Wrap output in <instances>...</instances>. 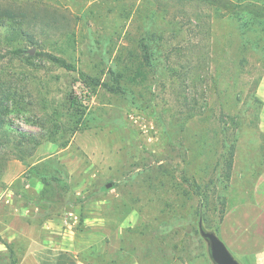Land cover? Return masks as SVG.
<instances>
[{
    "label": "rangeland",
    "instance_id": "374dc122",
    "mask_svg": "<svg viewBox=\"0 0 264 264\" xmlns=\"http://www.w3.org/2000/svg\"><path fill=\"white\" fill-rule=\"evenodd\" d=\"M158 2L0 0L27 32L10 42L0 26V264L10 250L17 264L37 250L47 264H216L200 228L216 234L264 169V41L239 43L264 28ZM159 36L150 66L140 44ZM190 42L203 45L165 59ZM117 74L123 93L101 85ZM14 129L42 140L24 160L3 138Z\"/></svg>",
    "mask_w": 264,
    "mask_h": 264
},
{
    "label": "trees",
    "instance_id": "16d2710c",
    "mask_svg": "<svg viewBox=\"0 0 264 264\" xmlns=\"http://www.w3.org/2000/svg\"><path fill=\"white\" fill-rule=\"evenodd\" d=\"M176 1H178L179 4H183V6L184 4H199L200 2H202L204 3V5H207L209 9H211V7H214L212 8V10H213V13L216 14V17L229 18L230 20L236 21L238 23V28L243 29V33L246 31V29L244 28L250 29V27H253L256 25L264 28V3L256 4L255 2H252V1H248V2L244 1L240 3L238 2L236 3L233 0H176ZM155 2L157 3L159 10H163L158 0H155ZM19 16L20 18H22L23 14L0 4V26L5 27L7 31L5 33V39L7 41L14 42L15 40H18L19 38H21L22 36L27 35V32L22 27L23 20L21 21L17 20ZM194 16H195V25L197 27H200V24H202V22L204 21V19L200 20V18L203 17V14L196 13ZM150 35L155 37V35L152 32H150ZM239 38L241 39V41L239 42L240 48H245L247 46L249 47V44L255 45L258 43H263L264 41L262 39L251 40L248 38H244L242 35ZM142 39L143 40L141 41L140 47H141V50L144 52V59L147 61L148 65L153 66L154 64H152V55L155 52H158V54H161V50H158L156 46L153 49L151 45H153V43L155 42L157 46H160L161 43L159 42L161 41L160 40L161 38L159 36L158 40H155L154 38H151L150 40L146 38H142ZM190 43L189 44L180 43L178 44L179 46H176L175 48L174 47L171 48V50H169L168 52L166 51L167 55L165 56V59L166 60L169 59L170 55L172 54L174 50L187 49L189 51H192L193 48L196 49L199 46L202 47L203 45L198 42L196 44H193V43L190 44ZM204 46L208 47L207 44L206 45L204 44ZM20 51H21L20 49H16L14 53H17ZM45 55L48 58V60L51 61L52 63L58 64L59 66L64 67L67 70H75V66L71 63H68L63 58H60L53 54H45ZM190 62L192 63V65H194L192 60H186V64L185 66H183V68H185ZM111 72H114V71L111 70ZM119 75L120 74L114 75L115 81H113L112 85L108 82H104L101 85L106 87L111 92H120V93L125 92V88L121 85L119 81V77H118ZM237 95L239 96V94ZM76 101H77V95L75 93L74 94L72 93L71 102L76 103ZM182 102L184 103L183 107H188V108H185L187 109V111L191 109V104L190 105L188 104L189 102L186 96H184ZM235 117L237 118V124L235 125V128H234L235 135L233 136L234 138L232 142L228 141L227 135L224 136V140H223L225 150L228 151V153H233L234 145L238 138L237 133L240 130L243 122L245 121V116L243 112H239L238 114H235ZM222 131L223 133L227 132L226 128H223ZM14 132L16 136H18V139H15V136H9L6 134H3V138L7 141V144L9 145L10 148H13L14 150H16L13 153L19 160H24V158L31 156L33 153V149L42 143V140L35 137L34 134H26L25 132H22L21 129H14ZM52 141H56V140H52ZM63 146H65V142L61 144V147ZM229 162L230 163L228 165H231L232 162L231 161ZM42 178L45 179L44 177H41V179ZM217 229H218V226H217ZM9 253H10L9 258L11 259L10 264H17L18 260L15 258L12 259L14 255L13 251L10 250Z\"/></svg>",
    "mask_w": 264,
    "mask_h": 264
},
{
    "label": "crops",
    "instance_id": "0c3cea01",
    "mask_svg": "<svg viewBox=\"0 0 264 264\" xmlns=\"http://www.w3.org/2000/svg\"><path fill=\"white\" fill-rule=\"evenodd\" d=\"M216 235L239 264H264V169L255 177L248 197L223 211ZM65 259L52 260V264H73L69 257ZM47 262L45 252L37 250L18 264ZM74 264L88 263L78 261Z\"/></svg>",
    "mask_w": 264,
    "mask_h": 264
},
{
    "label": "water",
    "instance_id": "95a60500",
    "mask_svg": "<svg viewBox=\"0 0 264 264\" xmlns=\"http://www.w3.org/2000/svg\"><path fill=\"white\" fill-rule=\"evenodd\" d=\"M110 185V183H107L106 187ZM200 233L203 237L208 239L211 258L216 264H239L214 232L204 231L200 228Z\"/></svg>",
    "mask_w": 264,
    "mask_h": 264
}]
</instances>
